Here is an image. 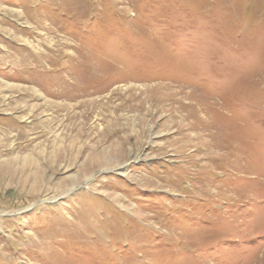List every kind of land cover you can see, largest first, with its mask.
<instances>
[{
  "label": "rangeland",
  "instance_id": "1",
  "mask_svg": "<svg viewBox=\"0 0 264 264\" xmlns=\"http://www.w3.org/2000/svg\"><path fill=\"white\" fill-rule=\"evenodd\" d=\"M0 57V264H264V0H0Z\"/></svg>",
  "mask_w": 264,
  "mask_h": 264
},
{
  "label": "bare ground",
  "instance_id": "2",
  "mask_svg": "<svg viewBox=\"0 0 264 264\" xmlns=\"http://www.w3.org/2000/svg\"><path fill=\"white\" fill-rule=\"evenodd\" d=\"M8 55H9V54H8ZM1 57H3V56H1ZM1 57H0V58H1ZM6 57H8V56H6ZM4 58H5V57H4ZM10 61H11V60H10ZM13 61H14V60H13ZM5 62H7V61L5 60ZM5 62H4V63H5ZM1 63H3V62H1ZM7 64H8V63H7ZM8 65H9V64H8ZM1 66H2V65H1ZM28 66H29V65H28ZM4 68H5V67H4ZM0 69H1V68H0ZM30 69H32V68H30ZM24 70H26V68H25ZM19 71H20V70H19ZM26 71H27V70H26ZM29 71H30V70H29ZM38 71H40V70H38ZM18 73H19V72H18ZM27 73H28V71H27ZM27 73H26V74H27ZM19 74H22V73H19ZM24 74H25V73H24ZM38 75H39V74H38ZM19 76H20V75H19ZM19 76H18V77H19ZM34 76H35V75H34ZM41 77H42V76H41ZM41 77H40V78H41ZM33 78H34V77H33ZM40 78H39V79H40ZM36 79H37V78H36ZM37 80H38V79H37ZM37 80H36V81H37ZM22 83H23V82H22ZM32 83H33V82H32ZM33 85H34V84H33ZM12 88H13V87H12ZM17 89H18V88H17ZM20 90H21V89H20ZM23 94H24V93H23ZM18 95H19V94H18ZM14 99H15V98H14ZM17 99H18V98H17ZM17 107H18V106H17ZM13 110H14V109H13ZM18 118H19V117H18ZM185 119H186V118H185ZM12 120H15V118H11V117H10V118L4 119L2 125L6 126V125H7L8 123H10ZM10 125H11V124H10ZM32 125H33V124H32ZM185 126H186V125H185ZM29 127H30V126H29ZM192 128H193V127H192ZM3 129H4V128H3ZM3 129H0V135H1V134H6V130H3ZM190 129H191V128H190ZM3 132H4V133H3ZM2 136H3V135H1V137H2ZM6 136H7V135H6ZM18 136H19V135H18ZM21 136H22V135H21ZM2 138H3V139H2ZM2 138H1L2 141L5 140V136H3ZM16 138H17V136H16ZM18 138H19V137H18ZM25 139H26V138H25ZM25 139H24V140H25ZM5 142H6V141H5ZM15 143H16V142H15ZM0 144H1V143H0ZM3 146H4V145H3ZM1 147H2V146H1ZM23 148H24V147H23ZM114 151H115V150H114ZM117 153H118V151H117ZM107 165H108V164H107Z\"/></svg>",
  "mask_w": 264,
  "mask_h": 264
}]
</instances>
